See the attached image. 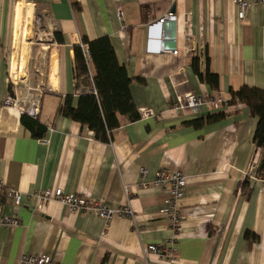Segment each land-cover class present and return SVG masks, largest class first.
<instances>
[{
    "label": "crops",
    "instance_id": "obj_1",
    "mask_svg": "<svg viewBox=\"0 0 264 264\" xmlns=\"http://www.w3.org/2000/svg\"><path fill=\"white\" fill-rule=\"evenodd\" d=\"M23 5L43 11L51 28L46 74L33 85L18 84L8 66L14 18L22 23ZM169 11L177 22L152 27ZM104 36L132 78L137 109L157 112L135 121L120 116L108 142L88 137L87 127L58 112L68 94L77 103L75 45ZM150 43L179 52L152 51ZM194 58L201 73L209 68L218 75L217 87L200 78ZM243 85L264 89L262 3L252 4L240 20L232 0H0V177L22 193L19 205L0 193V218L20 220L14 227L0 223V264H23L27 255H47L61 264H165L144 256L143 249L172 239L178 253L170 264H264V179L248 178L247 189L241 188L252 161L261 158L253 141L258 118L237 104L196 127L191 121L213 113L208 107L200 116L171 109L177 91L228 100L230 89ZM37 89L40 110L34 118L46 126L42 137L21 119L31 116ZM9 95L18 97L19 108L3 103ZM159 169H179L187 178L177 232L166 211L167 190L152 183ZM49 188L111 207L128 204L133 214L106 222L57 201L37 207L31 194Z\"/></svg>",
    "mask_w": 264,
    "mask_h": 264
},
{
    "label": "trees",
    "instance_id": "obj_2",
    "mask_svg": "<svg viewBox=\"0 0 264 264\" xmlns=\"http://www.w3.org/2000/svg\"><path fill=\"white\" fill-rule=\"evenodd\" d=\"M82 43L87 50L79 44L74 47L77 103L74 104L73 94H68L60 104L58 112L87 127L97 140L108 142L114 129L121 125L120 116H126L130 121L140 118L130 90L132 78L126 67L119 63L108 36L95 40L84 37ZM91 65L94 68L93 73ZM193 65L202 80L214 87L218 86L217 74L211 73L209 68L205 73L200 72L198 58H194ZM229 93L230 106L244 104L250 114L258 118L253 141L261 152L257 175L264 176V89L243 85L238 89L231 88ZM225 114L224 110L208 113L191 121V124L201 127L205 122L218 120ZM21 119L33 131L34 136L42 137L46 132V126L37 118L23 114ZM247 180L248 177L242 182L243 190L248 187Z\"/></svg>",
    "mask_w": 264,
    "mask_h": 264
},
{
    "label": "built area",
    "instance_id": "obj_3",
    "mask_svg": "<svg viewBox=\"0 0 264 264\" xmlns=\"http://www.w3.org/2000/svg\"><path fill=\"white\" fill-rule=\"evenodd\" d=\"M232 2L238 8V17L240 20H244L247 16L248 10L252 6V4L262 3L264 4V0H232ZM119 15L122 16V11L119 10ZM165 21L177 22L176 13L173 11H169L164 16L159 18L157 22L154 23L152 27L162 26ZM190 26V17L186 15L184 21L182 22L183 33L186 38H189V28ZM150 42H153L151 39ZM152 44V45H151ZM82 48L87 50L86 45L82 42L79 43ZM149 50L157 51V52H167L172 54H178L179 49L171 46H166L162 44L150 43ZM204 52V49H203ZM176 99L172 102L171 109L174 111H184L189 110L196 116H200L202 114V109L204 107H208L212 112H219L224 110L225 108H229L230 104L227 99H224L221 96H210L203 97L195 94L192 90L183 89L182 91L176 92ZM5 105H10L16 108H19V99L15 95H9L5 98ZM29 113L31 116L36 117L40 110V90L37 89L34 91L30 98V107ZM140 118H150L157 115L155 109L150 107H141L139 108ZM94 133L91 131L88 134V137H93ZM257 167L258 162L256 160L252 161L250 164L249 170L246 173L247 177L250 179L253 178H263L264 176L257 175ZM140 173L145 180L143 182L146 185L148 182L146 181V176L148 170L146 168H141ZM156 186L165 188L167 190V213L170 216V224L174 231L180 227L182 222V215L179 207L180 200L185 195V190L187 186V178L181 170H166L159 169L155 178L152 182ZM0 193L6 194L14 204L19 205L22 201V193L15 188H8L4 185L2 178L0 177ZM31 197L36 201L37 207L41 208L44 204L52 201H57L68 207L69 210L73 212H85L91 213L96 216H99L109 222L114 217H123V216H131L133 214L130 206L125 204L120 207H111L108 204L96 200L95 198L84 196L77 194L75 192L66 193L61 188L54 189H45L35 191L31 194ZM0 223L6 224L8 226L14 227L19 225L20 220L13 216H4L0 218ZM177 248L174 245V239L169 240L163 244H150L144 247L143 254L144 256L154 255L158 260L165 264H170L177 259ZM21 261L23 264H61L59 262L53 261L47 255H27L22 256Z\"/></svg>",
    "mask_w": 264,
    "mask_h": 264
},
{
    "label": "rangeland",
    "instance_id": "obj_4",
    "mask_svg": "<svg viewBox=\"0 0 264 264\" xmlns=\"http://www.w3.org/2000/svg\"><path fill=\"white\" fill-rule=\"evenodd\" d=\"M23 6L26 8V13L22 23L17 24L14 18L12 40L8 50V66L18 84L33 85V81L39 79L40 73H43V77L46 74L49 58L46 47L51 43V28L48 17L43 11L33 10L30 5ZM30 10H33L32 14H29ZM15 54H18L16 59H14Z\"/></svg>",
    "mask_w": 264,
    "mask_h": 264
},
{
    "label": "bare ground",
    "instance_id": "obj_5",
    "mask_svg": "<svg viewBox=\"0 0 264 264\" xmlns=\"http://www.w3.org/2000/svg\"><path fill=\"white\" fill-rule=\"evenodd\" d=\"M30 20V19H29Z\"/></svg>",
    "mask_w": 264,
    "mask_h": 264
}]
</instances>
